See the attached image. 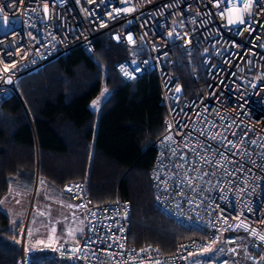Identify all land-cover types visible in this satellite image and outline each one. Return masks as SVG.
Masks as SVG:
<instances>
[{"label":"built area","instance_id":"built-area-1","mask_svg":"<svg viewBox=\"0 0 264 264\" xmlns=\"http://www.w3.org/2000/svg\"><path fill=\"white\" fill-rule=\"evenodd\" d=\"M0 19V105L17 94L21 76L71 48L91 55L99 35L133 52L113 62L122 81L155 73L164 118L152 143L153 202L199 233L179 241L172 253L133 246L128 200L116 196L95 204L84 194V182L75 181L64 191L84 211L85 231L78 244H60L49 259L182 264L218 234L230 245L245 233L264 264V0H224L219 7L217 0H0ZM178 66L197 84L195 93L179 87ZM21 247L19 262L28 264L23 239ZM230 251L203 264H232Z\"/></svg>","mask_w":264,"mask_h":264},{"label":"trees","instance_id":"trees-1","mask_svg":"<svg viewBox=\"0 0 264 264\" xmlns=\"http://www.w3.org/2000/svg\"><path fill=\"white\" fill-rule=\"evenodd\" d=\"M131 54L99 35L91 55L73 47L17 80V94L0 105V199L14 183L31 187L36 178L60 191L83 181L84 194L95 204L116 196L128 200L131 245L172 253L179 241L199 233L154 205L152 143L163 131L164 109L154 72L130 83L116 73L113 62ZM176 72L183 92L195 93L197 84L185 68ZM102 85L108 92L97 114L89 104ZM21 241V225L9 227L0 209V264H20ZM49 254L30 253L28 264H56Z\"/></svg>","mask_w":264,"mask_h":264},{"label":"rangeland","instance_id":"rangeland-1","mask_svg":"<svg viewBox=\"0 0 264 264\" xmlns=\"http://www.w3.org/2000/svg\"><path fill=\"white\" fill-rule=\"evenodd\" d=\"M179 87L181 88L180 84ZM107 92L105 85H102L99 94L90 101V108L97 114ZM53 195L51 187L47 186L46 182L34 180L31 187H26L25 183H14L0 201V209L9 217V227L21 225L22 239L25 240L24 247H28L27 243L32 235L36 236V239L43 237L42 235H47L49 240L55 244L69 238L74 231L77 232L82 227L84 215L83 218L79 214L68 218L65 214H59L57 218L63 220L54 221L52 219V217L56 218V212L53 208L55 204L52 198ZM61 202L68 205L67 203L72 202L71 197L68 194H64L61 196ZM47 205L49 208L46 210L51 216L47 217V224L46 219L40 217L37 221L41 223L38 233L32 228L35 225L34 219L45 210ZM73 206L77 210V206L74 203ZM70 209L68 206V210ZM239 235L241 240L226 245L223 242V235L218 234L216 240L209 247L189 253L184 264H203L208 258H213L226 252L228 247L231 249L229 257L232 264H259V254L249 249L246 234L239 233ZM50 252H53V250ZM24 255L28 256L25 252ZM252 257H256V259L253 260Z\"/></svg>","mask_w":264,"mask_h":264},{"label":"crops","instance_id":"crops-1","mask_svg":"<svg viewBox=\"0 0 264 264\" xmlns=\"http://www.w3.org/2000/svg\"><path fill=\"white\" fill-rule=\"evenodd\" d=\"M47 186H49V185L47 184ZM51 189H52V192L54 193V195L52 196V198L55 202V204L53 205L54 206L53 208L55 209V212H56V218L52 217V219L54 221L63 220V219L57 218L59 216V214H65L68 218L73 217L75 214H79V216L82 215L81 218H83V215H84V221H83V224H81L82 227H80V229L77 232L74 231L73 234H71L69 238L63 239L59 243H55V244L49 240L47 235H42L43 237H41L39 239H36L35 238L36 236H34V235L30 236L29 242L27 243L28 247H24V252L27 253L28 255L30 253H34V252H38V251H52L53 250V252H51V253H55V250L58 248V246L60 244H75L76 245V244H78L81 235L85 231V227H86L85 214L82 211V209L78 206L77 201H75L74 199L71 198L72 202H69V203H67L68 205H66V204L61 202V196L66 194L64 189L62 191L54 189L52 187H51ZM2 198H3V196H2ZM2 198L0 199V201L2 200ZM73 203L77 206V210L74 208ZM68 206L71 208L70 210H68ZM48 208H49V206L47 205L45 207V210L42 211L39 215H37V217L34 219L35 225L32 228H34L38 233H39L38 228H41V223H38L37 221L40 219V217L45 218L47 221V217L51 216V214H49L48 211L46 210ZM47 223H48V221L46 222V224ZM37 237H39V236H37ZM24 243H25V240H24Z\"/></svg>","mask_w":264,"mask_h":264},{"label":"snow or ice","instance_id":"snow-or-ice-1","mask_svg":"<svg viewBox=\"0 0 264 264\" xmlns=\"http://www.w3.org/2000/svg\"><path fill=\"white\" fill-rule=\"evenodd\" d=\"M241 2H242V0H241ZM224 3V0H217V6L219 7L221 4H223ZM247 5L245 6V11H247ZM45 8H47V5H45ZM221 15H223V13H221ZM0 22H3L2 21V19H0ZM239 23H241V24H243V23H245V21L243 20V19H240L239 21H238ZM229 23H233V21L232 20H229ZM170 35H171V33H170ZM117 39H119V37H117ZM129 39L131 40V37H129ZM6 71H7V69H6ZM127 74V73H126ZM176 91L177 92H179L180 91V89H179V87L176 89ZM201 135H204V136H207V131L205 130L204 132H201L200 133ZM209 139H212V140H214V139H216V137L215 136H211V137H208ZM168 139H171L170 137H168ZM198 143H199V141H198ZM253 143H255V142H253ZM228 144L229 145H231L232 144V142L231 141H228ZM208 147H211V145H209ZM174 151V154H175V150H173ZM192 151L197 155V156H199L200 155V153L199 152H196V149L195 148H193L192 149ZM220 155H223V153H220ZM180 159L181 160H185L186 158L185 157H180ZM205 160H206V162H207V158L205 157ZM177 167L178 168H183L184 167V164H178L177 165ZM196 171H202V169H195ZM215 173H212V175H214ZM204 175H209V173H204ZM261 239H264V237H261Z\"/></svg>","mask_w":264,"mask_h":264},{"label":"water","instance_id":"water-1","mask_svg":"<svg viewBox=\"0 0 264 264\" xmlns=\"http://www.w3.org/2000/svg\"><path fill=\"white\" fill-rule=\"evenodd\" d=\"M36 180H37V178H36ZM36 180H35V181H36Z\"/></svg>","mask_w":264,"mask_h":264}]
</instances>
